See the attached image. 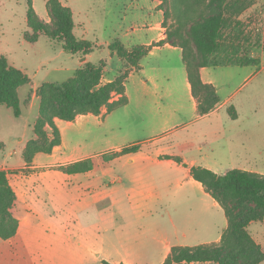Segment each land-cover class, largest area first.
I'll use <instances>...</instances> for the list:
<instances>
[{
    "label": "rangeland",
    "instance_id": "rangeland-1",
    "mask_svg": "<svg viewBox=\"0 0 264 264\" xmlns=\"http://www.w3.org/2000/svg\"><path fill=\"white\" fill-rule=\"evenodd\" d=\"M47 1L32 0V6L38 18L53 27ZM252 1L253 6L241 15L240 20L244 22L253 47L245 48L239 57L254 65L207 67L202 73L203 80L216 90L218 106L227 101L224 105L217 106V110L209 115L199 116L190 98L181 53L155 52L141 61L142 72H134L126 80L127 105L103 117L80 118L71 131L65 132L69 150L85 156L96 155L111 147H126L143 139H162L165 144L170 143L171 153L187 155L189 160H205L208 165H213L216 174L224 175L229 170L239 169L264 176V0ZM61 2L73 14L74 35L99 46L89 54L87 61L105 63L104 80H113L126 68L125 62L107 46L115 40L127 47L148 41L146 26L158 15L153 0ZM167 8L165 5L162 11ZM26 11L25 0H0V56L30 80L18 89L21 112L18 118L10 108L0 105V142L3 144L0 155L5 163L0 167L8 169L7 175L29 171L20 166L24 162L22 153L26 142L34 138L33 126L39 116L37 89L44 83H62L72 78L79 60H85L80 55L62 51L45 36H40L35 43L27 42L24 35L27 32L31 35L32 31L26 24ZM171 22L170 18L166 23ZM132 27L138 31L131 33ZM256 40H259L258 44H255ZM116 98L119 96L112 100ZM229 106L234 108L237 119L231 118ZM183 143L190 144L191 149L181 150ZM164 168V182L157 177L159 170L148 171L154 173L157 185L165 190L161 206L147 200L152 214L164 217L160 221L162 229L170 228L168 216H171L179 229L185 228L191 233L187 240H173V243L197 246L212 241L226 227L223 210L212 205L210 195L207 205L201 209L194 193L186 191L183 198L175 194L178 192L176 183L185 182V171L168 165ZM143 182L142 190L147 192L152 185L148 180ZM184 188L186 190L188 186ZM248 231L264 251V220L251 223ZM11 239L0 240V264H14L17 259L18 244ZM45 261L38 264H45Z\"/></svg>",
    "mask_w": 264,
    "mask_h": 264
},
{
    "label": "trees",
    "instance_id": "trees-1",
    "mask_svg": "<svg viewBox=\"0 0 264 264\" xmlns=\"http://www.w3.org/2000/svg\"><path fill=\"white\" fill-rule=\"evenodd\" d=\"M27 5L26 24L32 31L25 33L24 39L35 43L45 36L62 51L86 57L99 46L77 38L71 10L60 0H48L46 8L53 27L41 21L35 13L32 0ZM158 9L163 10L162 27L165 38L150 45L125 47L115 40L107 48L126 64L125 70L112 81L103 84L105 63L84 62L74 72L72 78L62 83H44L36 91L39 98L38 119L33 126L35 138L29 140L23 150L22 159L30 164L37 153L50 154L59 146L61 137L54 119L73 122L78 116H99L101 109L106 113L125 106V82L131 72L141 70L140 61L153 47L165 44L181 50V59L190 85L191 96L196 102L199 116L211 113L219 104L215 88L203 83L200 70L207 67H235L251 65L250 60L239 57L245 48H252L245 32L242 14L253 6L252 0H158ZM172 22L167 25V20ZM256 40L255 44H258ZM254 65V64H252ZM28 76L10 66L5 57L0 56V105L12 110L14 117L21 114L18 89L29 83ZM119 96L117 100H112ZM228 112L233 120L237 114L232 106ZM50 129V135L46 128ZM3 144L0 142V149ZM138 144L125 147L119 152L103 155L104 161L137 153ZM178 164V157H168ZM91 159L62 166L65 174H80L91 171ZM194 181L202 185L211 198L221 207L227 226L218 243L201 244L193 247H172L163 264H261L264 251L250 235L248 228L253 222L264 220V176L245 170L232 169L224 175L203 167H190ZM15 193L9 184L7 172L0 170V240L13 238L19 227L11 209ZM105 263V262H104ZM107 264V263H105ZM123 264V263H120Z\"/></svg>",
    "mask_w": 264,
    "mask_h": 264
},
{
    "label": "crops",
    "instance_id": "crops-1",
    "mask_svg": "<svg viewBox=\"0 0 264 264\" xmlns=\"http://www.w3.org/2000/svg\"><path fill=\"white\" fill-rule=\"evenodd\" d=\"M153 2L154 11L158 15L146 26L149 39L141 45H150L165 38V29L162 27L163 11L158 9L160 1ZM136 31V28H131V33ZM161 51L181 53L179 48L165 44L153 47L147 56ZM88 57L89 55L85 60H79L78 69L87 62ZM140 66L142 72L144 68L141 64ZM204 69L200 70V77L203 83H207L202 77ZM110 81L112 80L102 78L103 84ZM186 81L190 98L196 107L187 76ZM107 114L109 113H106V109L102 108L99 116ZM85 116L91 115L78 116L73 122L55 118L54 123L61 137L60 145L54 147L50 154L37 153L28 167L23 162L20 168L29 171L7 175L16 196L11 212L19 222L18 231L11 239H15L18 244L14 264H38L42 260H46L45 264H163L172 247H193L184 243H173V240H187L191 233L185 231V228L179 229L171 216H168L170 228L162 229L160 221L164 217L152 214L147 200L161 206L165 190H161L156 180L157 177L161 182L166 180L164 165H168L185 171V182L176 183L178 192L175 194L178 193L183 198L186 191L194 193L202 209L207 205L206 200L210 196L201 184L193 180L189 169L199 166L215 172L213 165H208L205 160H189L187 155L171 153L170 143L165 144L162 139L152 138L131 143L129 146H140L137 153L111 161H104L103 155L119 152L125 147H111L110 150L106 149L96 155H81L69 150L65 132L71 131L76 122ZM46 131L50 135L48 127ZM181 145V150L191 149L188 143ZM166 156L178 157L182 164L165 159ZM2 158L0 155V164L5 165ZM86 159H91L93 164L92 170L87 173L65 174L58 169ZM152 168L159 170L157 177L153 172H148ZM0 170L8 169L3 166ZM144 180L152 185L147 192L142 190ZM186 185L188 188L185 190ZM212 205L220 207L214 200ZM170 229L171 232H168ZM221 234L212 241L201 244L218 243Z\"/></svg>",
    "mask_w": 264,
    "mask_h": 264
}]
</instances>
